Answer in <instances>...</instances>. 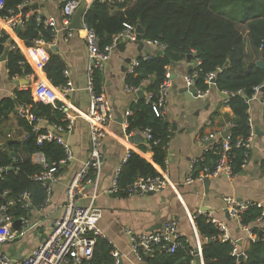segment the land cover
<instances>
[{"label": "trees", "instance_id": "16d2710c", "mask_svg": "<svg viewBox=\"0 0 264 264\" xmlns=\"http://www.w3.org/2000/svg\"><path fill=\"white\" fill-rule=\"evenodd\" d=\"M4 7L0 10V17H11L18 13L17 7L22 0H3ZM22 8V12H28ZM32 16L25 28L18 34V38L30 45L33 39L38 38L42 31V38L47 42L52 40L51 30H43L36 25L35 16ZM85 24L92 29L99 39L100 47L110 44L111 38L124 29V25L137 27L140 25L144 35L139 40L158 42L166 47L165 51L149 57L147 60L138 57L139 66L133 75H127L125 85L128 88L142 89L151 94L150 100L146 97L131 103L129 110L132 116L128 118L127 133L132 130L150 129L152 141L139 146L142 151L150 150L153 153V162L164 168L167 156L171 129L167 121L158 117L152 107L153 95L165 80V74L172 66L185 61L187 56L194 54L200 61V66L188 71L191 75L198 71L194 81L196 90L206 91V75L215 73V88L220 92L233 93L228 106L234 121L229 128L230 142L233 145L230 153L231 166L235 175L239 174L245 164L244 149L236 148L239 139H246L249 134L248 104L246 100L253 94V89L264 85V71L258 69L254 61H264V0H94L84 15ZM245 27V28H243ZM246 31L250 45V52H246V43L242 34ZM3 33L0 38V58L6 53L5 68L8 76L25 78L33 77L32 70L23 63V57L17 49H13V41ZM224 70L221 71V69ZM65 65L58 55L51 53L44 68L47 79L53 86L65 84L63 72ZM95 87L100 92L98 72L95 75ZM241 91L240 95L236 92ZM15 99L5 98L0 101V124L8 120L15 113V106L26 104L30 106L36 118H43L48 123L53 119H61L62 114L50 105H44L32 98L31 90L15 91ZM264 97V92H262ZM59 105V104H57ZM21 136L28 135V139L18 141L6 139V147L0 151V168L8 167L0 176V206L13 200L24 192L31 198V207L22 209L15 204L8 209V213L15 220L28 219L33 209L43 207L46 197L45 189L34 178L42 172V168L34 166L31 155L41 151L48 161H58L63 150L54 143L36 145L38 132L33 131L27 121L17 119ZM18 155L22 156L19 157ZM13 158H17L15 163ZM220 159V146L215 144L211 150L205 152L202 161L198 162V171L208 167L214 168ZM16 171V173H15ZM62 172L59 171V174ZM197 172L194 173V176ZM158 176L154 167L136 155L130 157L117 179L119 192L115 196L126 197L125 189L138 179ZM7 191L5 198L1 195ZM261 216V210L251 207L242 214L241 222L251 228L252 234L263 233L259 230L256 220ZM194 224L202 240V257L208 264H264V238L250 244L246 250L247 259L239 262L231 256L230 243H220L217 240V229L203 215L194 216ZM113 247L105 239H98L94 247V262L96 264H114L112 257ZM190 246L174 254L155 253L145 258V264H190Z\"/></svg>", "mask_w": 264, "mask_h": 264}, {"label": "crops", "instance_id": "0c3cea01", "mask_svg": "<svg viewBox=\"0 0 264 264\" xmlns=\"http://www.w3.org/2000/svg\"><path fill=\"white\" fill-rule=\"evenodd\" d=\"M87 2V0H85ZM88 3V2H87ZM34 11V10H33ZM36 11V10H35ZM37 14L41 17H53L60 26L59 5L55 0H48L40 5ZM36 13V12H35ZM0 29L6 33L5 22L0 17ZM9 34L11 40H20ZM65 34L59 32L56 37L55 52L50 49V54H56L63 61L65 70L75 91L68 95V102L80 110L88 108V95L85 90L87 78V50L81 33L66 41ZM158 53L153 48L141 44H126L125 47L115 50L105 69L100 71V90L105 93L113 109L114 120L107 130L104 141L103 157L104 164L98 184L87 189V196L94 192L96 198L93 206L102 212L99 228L105 235V239L122 255V264H145L138 263L130 253V241L122 233L124 228L134 233H151L160 229L167 221H177L179 231L183 237L194 246V232L189 215L195 216L197 211L225 222L229 229L231 240L236 241L242 251L249 248L247 235L238 229L237 224L229 218L224 210V197H234L239 201H251L260 203L264 214V108L259 101L252 102L248 115L254 123V127L263 135H255L252 140L251 150L246 164L242 170L233 178L225 175L210 180L208 185L194 183L186 186L184 181L188 175L190 164L201 159L208 149L215 145L206 143L204 139L208 136H217V142L228 125L234 121V115L228 105L223 104V96L215 87L208 89L203 98H195L189 93L182 92L184 89V76L188 74V68L195 67L196 59L185 60L174 65L169 70L176 79L177 89L171 88L166 102V120L171 129L168 143L165 167L161 168L154 164L153 153L150 150L142 151L139 146L146 145V140L141 138L125 139V113L129 110L131 103L137 99V95L126 91L125 78L128 74V60L132 61L142 55L154 56ZM39 83H48L45 73L33 74V77L8 76L5 62H0V101L5 98L15 99V91H27L35 88ZM28 83V84H27ZM35 85V86H34ZM10 115L8 120L0 124V141L6 142L7 136L17 140L21 131L17 124V110ZM116 114L121 115L122 122L119 123ZM45 120V119H44ZM46 121V120H45ZM54 119L44 126L54 124ZM174 128V129H173ZM74 159L59 174L58 182L52 184L51 201L48 205L33 209L28 217L27 230L24 235L20 228L14 229L19 232L18 238L0 247V254L12 259H21L45 238L52 228L55 219L60 217L65 205L66 187L73 176L82 168L89 157L90 135L89 126L82 120L77 119L72 133L66 136ZM133 140V141H131ZM126 152H132L150 163L154 169L160 171L169 180V186L161 192L153 195L147 194L136 197H119L109 195L113 177L117 167L121 164ZM78 199V204L86 207L90 198ZM264 220V217H263ZM259 230L264 228L262 223L256 222ZM198 233V232H197Z\"/></svg>", "mask_w": 264, "mask_h": 264}, {"label": "built area", "instance_id": "2783aa9c", "mask_svg": "<svg viewBox=\"0 0 264 264\" xmlns=\"http://www.w3.org/2000/svg\"><path fill=\"white\" fill-rule=\"evenodd\" d=\"M48 0H22V3L17 7L18 13L11 17H1L5 22L7 28L6 33L0 29V38L5 33L9 36L12 34L15 36L17 28L23 30L26 23L32 16L33 11L31 7L33 5H43ZM59 5L60 12V26H58L57 20L53 17H41L36 14L35 21L38 27H42L43 30H51L52 40L47 42L42 38V31L38 32V38L33 39L30 45H26L25 42L13 41V49H17L23 57V63L28 65L33 74L44 73V68L49 61L50 49L55 45L56 37L59 32L65 34L64 39L70 40L76 33H81L82 39L85 43L87 50L88 66H87V78L85 83V90L88 95V108L86 111L80 110L74 105L68 102V95L74 92L76 89L73 87L69 73L63 72L65 84L55 87L49 81L48 83H39L35 88H29L31 90L32 98L44 105H50L53 109L58 110L62 114L61 119H54V124L49 127L44 126L46 121L43 118H36L28 105H22L17 110V116L19 119L25 120L33 131L38 132L36 137V145L41 146L43 143H54L63 150V157L58 161H48L43 152L38 151L31 155L30 160L34 166L42 168V172L34 178V181L38 182L46 193L43 207L48 205L51 201L52 184L58 182L59 171L63 170L73 161L74 156L70 148V145L65 139L69 136L74 128L75 121L77 119L84 120L89 126L90 145H89V157L87 161L82 165V168L73 176L71 181L66 187L65 192V205L63 207L60 217L54 220L53 225L49 233L45 238L30 252V254L21 259H12L4 254H0V264H96L94 262V247L98 239H105V235L99 228V222L102 218L101 210L93 206V201L96 198L94 192L90 197L87 196L88 187H95L98 184L101 174L102 166L104 164L103 148L104 141L107 137V130L114 120L113 109L107 96L103 91L98 92L95 87V75L96 73L105 69L112 54L121 43L126 44H141L153 48L158 53H163L166 47L158 42L150 40H139V34L136 32V27L131 25H124V29L114 35L111 38L109 45L100 47L99 39L95 32L90 29L84 22V18L81 22L80 30L70 29L72 18L79 8L82 0H55ZM94 0H87L88 10ZM103 2V0H101ZM4 7V1L0 0V10ZM28 8L26 13L22 12V8ZM17 36V35H16ZM12 37V36H10ZM18 37V36H17ZM11 39V38H10ZM194 55V54H193ZM142 59L147 60L151 55H142ZM139 66V61L133 59L128 65V74L133 75L135 70ZM200 66V61L196 60V67ZM215 73H210L205 77V83L208 89L215 87V83L212 81L215 79ZM198 76V71H194L191 75L184 76L185 87L189 90L193 88L197 98H203L208 93L206 91L196 90L194 87V81ZM172 79L170 71L165 74V80L161 84L158 93L153 95L154 102L152 107L156 115L163 120H166V102L168 94L172 88ZM263 86H258L253 89V94L246 100L249 108L254 101L261 102L264 108V97L262 96ZM128 93L137 95L142 91L139 88H128ZM223 98V104L228 105L233 93L220 92ZM241 91L236 92V95H240ZM143 95L146 100H150L152 95L146 94L143 91ZM59 104V105H57ZM132 116V111H126L123 123L125 128V139H133L137 136H143L144 139L152 141V135L150 129L146 130H132L127 133L129 126L128 118ZM249 126V134L246 139H239L235 147L244 149L245 164L251 150L252 140L255 137L254 123L248 115L247 120ZM232 124L228 125L231 128ZM225 138L219 136V141L215 139L217 136H208L204 139L206 143L218 144L220 146V159L215 164L214 168L205 167L198 171L196 168L198 162L201 159L194 160L190 164L188 175L184 181L186 186H190L194 183H202L205 180H214L223 175L228 178H233L236 175L233 173V168L230 161V153L233 145L230 142L229 129L226 132ZM14 137L7 136V139L12 140ZM28 139V135L24 134L18 138V141H24ZM6 147V144L0 141V151ZM208 151V149L206 150ZM19 157H22L18 155ZM130 157V152H126L121 164L117 167L115 175L113 177L111 188L108 190L109 195H116L119 192L117 179L122 170V167L126 164ZM15 163L18 162L17 158H13ZM244 164V165H245ZM8 167L0 168V176L5 171H8ZM157 170V169H156ZM197 174L194 176V173ZM16 173V171H15ZM158 176L153 178L138 179L129 185L124 191L126 197L144 196L149 193H158L171 186L169 180L163 173L157 171ZM8 192L2 193L1 197L5 198ZM90 198L88 206L83 207L78 204V199ZM224 210L238 226V229L247 235V241L250 244L255 243L258 238L252 234L249 226L243 225L241 222L242 214L249 210L251 207H255L261 210V216L256 222L262 223L264 214L262 211V205L260 203H254L251 201H239L234 197H224ZM15 204H19L22 209H28L31 207V198L28 192H24L17 197L16 201L10 200L0 206V245L10 243L18 238V231L13 229V223L16 221L8 213V209ZM203 215L207 220L217 229V240L220 243H230L232 250L231 256L238 259L240 256L244 260L247 259L246 251H242L236 241L231 240L229 235V229L225 222L214 219L213 217L204 214L202 211H197L195 216ZM194 232V246L187 241L182 233L179 231L177 221L171 220L165 222L160 229L151 233H134L130 229L124 228L122 233L130 241V253L138 263H144L145 258L152 257L155 253L174 254L179 250L184 249L186 245L190 246L191 251L189 255L192 257L190 264H195L194 258L199 256L202 260V240L197 233V229L194 224V216L189 215ZM28 219L21 220L20 232L22 235L26 233V226L28 225ZM106 240V239H105ZM114 264H120L122 261V255L119 251L114 250L112 253Z\"/></svg>", "mask_w": 264, "mask_h": 264}, {"label": "water", "instance_id": "95a60500", "mask_svg": "<svg viewBox=\"0 0 264 264\" xmlns=\"http://www.w3.org/2000/svg\"><path fill=\"white\" fill-rule=\"evenodd\" d=\"M86 7H87V2H86L85 0H82V2H81V4H80L79 8L77 9V11L75 12V14H74V16H73V18H72V23H71V25H70V27H69L70 29H72V30H80V29H81V22H82V20H83V18H84ZM31 9H32V10H38V9H39V6L35 4V5H33V6L31 7ZM19 32H20V29L17 28V30H16V34H19ZM136 32H137V34H139L140 36H143V35H144V30L142 29V27H141L140 25H138V26L136 27ZM9 44H11V40L9 41ZM125 45H126V43H121V44H119V45H118V49H120L121 47H122V49H123V47H125ZM55 50H56L55 48H52V49H51L52 52H55ZM192 59H194V55H193V54L187 56V58H186V60H192ZM5 61H6V53H4V54L2 55V57L0 58V62H1V63H4ZM127 63H130V60H128ZM254 64H255V66H256L258 69L264 71V61H263L262 58L259 59V60H257V61H254ZM191 70H192V67L190 66V67L188 68V71H191ZM222 70H224V68H222L221 71H222ZM171 79H172V80H175V79H176L175 75H171ZM212 83L214 84L215 81H212ZM27 84H28V83H27ZM172 88H173V90H176V89H177V84H174V85L172 86ZM261 91L264 92V87H262ZM182 92H185V93L187 92V93H189L190 95H192L193 97L196 98L195 90H194L193 88H191V89L188 90L186 87H184V89H182ZM143 96H144V95H143V90L137 93V97H138V98H142ZM116 117H117L118 122L121 123V122H122V117H121V115L116 114ZM173 129H174V128H173ZM254 132H255V135H263V133H259V131H258L257 128L254 129ZM226 134H227V133L224 132L223 135H222V137L225 138ZM65 138H67V137H65ZM137 138H141V137H140V136L134 137L133 140H136ZM133 140H131V141H133ZM145 142H147V141H145ZM209 182H210L209 180H205L203 184H204V185H208ZM149 194H150V195H153L154 193L152 192V193H149ZM21 224H22V223H21L20 220L15 221V222L13 223V229H18V228H20ZM263 238H264L263 233H262V232H259L258 239H259V240H262ZM5 244H9V243H5ZM3 245H4V244H3ZM1 246H2V245H0V247H1ZM194 260H195V264H208V261H207V260H205L204 258H202V260H201L199 256H196V257L194 258ZM238 261H239V262H243V261H244L243 257L240 256V257L238 258ZM120 264H122V263H120Z\"/></svg>", "mask_w": 264, "mask_h": 264}, {"label": "rangeland", "instance_id": "374dc122", "mask_svg": "<svg viewBox=\"0 0 264 264\" xmlns=\"http://www.w3.org/2000/svg\"><path fill=\"white\" fill-rule=\"evenodd\" d=\"M243 28H245V27H243ZM242 34H243V37H244V39H245V43H246V52H250V45H249V41H248V36H247V33H246V31H244V30H242ZM256 61V60H255Z\"/></svg>", "mask_w": 264, "mask_h": 264}]
</instances>
